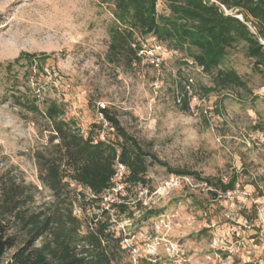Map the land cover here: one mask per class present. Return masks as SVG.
<instances>
[{"label": "rangeland", "instance_id": "374dc122", "mask_svg": "<svg viewBox=\"0 0 264 264\" xmlns=\"http://www.w3.org/2000/svg\"><path fill=\"white\" fill-rule=\"evenodd\" d=\"M112 9L101 0H0V179L36 186L32 209H45L53 200L38 180L36 156L49 155L56 141L49 144L44 121L35 122L10 98L16 89H32L37 79L40 108L44 100H55L84 137L113 138L97 111L103 104L166 164L148 168L146 189L121 192L132 216L111 217L112 229L135 252L122 254L120 264H264V198L254 186L264 182V79L241 45L229 50L222 69L235 70L244 89L204 93L210 76L167 48L158 68L110 64ZM157 11L166 13L162 2ZM22 52L48 56L39 76L35 62L4 72ZM186 79L189 111L176 101ZM176 170L194 174L170 172ZM232 175L238 178L235 190L213 198L203 179L226 182ZM69 190L72 198L86 194L73 183ZM150 209L156 214L148 217ZM73 213L90 220L97 210L80 197L73 200Z\"/></svg>", "mask_w": 264, "mask_h": 264}, {"label": "trees", "instance_id": "16d2710c", "mask_svg": "<svg viewBox=\"0 0 264 264\" xmlns=\"http://www.w3.org/2000/svg\"><path fill=\"white\" fill-rule=\"evenodd\" d=\"M101 2L111 3L113 7L106 53L110 64L136 67L143 63L137 54L142 44L159 43L184 55L189 63L210 76L211 87H203L204 93L228 87L244 89L246 84L235 70L222 69L229 50L241 45L244 56L252 62L253 71L264 79V0ZM160 2L165 5L166 13H158ZM47 58L44 54L22 52L6 63L4 72L9 74L16 66L35 62L39 76ZM26 80L29 82V78ZM31 83L35 84L32 89L28 85L23 91L16 89L10 98L14 106L30 114L35 122L36 117L44 121L49 144L56 141L49 155L38 153L36 156L38 180L51 192L53 200L45 209H32L38 192L36 186L17 183L10 177L0 179V264H120L121 255L130 253L132 246L126 247L120 233L116 235L111 217L122 213L130 219L132 212L126 196L112 192L115 200H105L104 195L114 187L111 179L116 174V166L120 164L125 168L121 182L126 194L137 187L146 189L148 168L154 164L166 167V164L145 151L109 109H98V112L102 122L113 132V138L105 137L102 141L89 134L84 137L73 120L64 119V109L55 100H44L40 108L38 93H35L38 80ZM185 86L178 90L179 105L181 110L189 111ZM100 126V123L93 125ZM170 172L178 176L194 174L180 170ZM203 180L212 187L213 198L234 191L238 182L236 175L226 182ZM70 183L86 194L79 192L72 198ZM254 186L264 198V182ZM80 197L85 205L97 210L90 220L85 217L82 220L73 213V200ZM79 210L83 212L86 208L79 206ZM245 212L241 211L243 216ZM146 214L150 217L156 212L150 209ZM38 240L42 242L36 245Z\"/></svg>", "mask_w": 264, "mask_h": 264}, {"label": "built area", "instance_id": "2783aa9c", "mask_svg": "<svg viewBox=\"0 0 264 264\" xmlns=\"http://www.w3.org/2000/svg\"><path fill=\"white\" fill-rule=\"evenodd\" d=\"M210 1H212V0H210ZM220 8L226 14H229L228 11L223 6H220ZM165 51H167L166 47L164 45H162V44H159V43L142 44V46L138 50L137 54H138L139 57L142 58L143 62H146L147 64H149L152 67L154 66L155 68H158L161 65L162 61H163V57L162 56H163V53ZM168 53L170 55H172V56H176L177 55V52L173 51V50H168ZM189 87H190L189 84H187L185 86V90H186L188 96L190 95ZM176 101H177L178 104H180L181 97H179V99H177ZM99 106H100L101 109L104 108L103 104H100ZM97 111H98V109H97ZM98 114H99L100 120H103L102 119V115L99 112H98ZM99 139L104 141L105 140V136L103 134H101ZM124 173H125V168L122 165L117 164V166H116V174L111 179V182H112L114 187L110 190V192H108L110 194V196H113L112 192L113 193H119L120 195H122L121 192H123L124 184H122L121 181L123 179ZM230 193L231 192H228L226 194H230ZM108 200L113 201V200H115V197L112 198V199L109 198ZM123 242L126 243L127 239L123 238ZM131 251L134 253L135 249H131Z\"/></svg>", "mask_w": 264, "mask_h": 264}]
</instances>
